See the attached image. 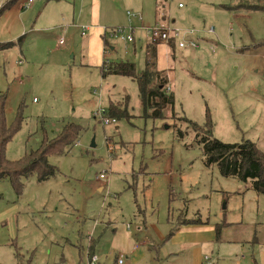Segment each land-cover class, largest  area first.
I'll use <instances>...</instances> for the list:
<instances>
[{
    "label": "rangeland",
    "instance_id": "rangeland-1",
    "mask_svg": "<svg viewBox=\"0 0 264 264\" xmlns=\"http://www.w3.org/2000/svg\"><path fill=\"white\" fill-rule=\"evenodd\" d=\"M90 1L77 0L74 8L73 0H16V9L0 15V44L8 47L0 51L7 126L21 116L6 159H22L65 126L80 129L69 152L47 158L55 168L50 179L32 174L21 195L0 181V264H88L91 244L98 264H116L120 256L124 264H190L189 257L167 260L155 234L168 237L185 217L222 224L220 241L202 249L210 264H234L235 255L260 264L264 197L249 181L206 167L197 141H251L264 151V12L247 9L264 0H100L102 26L128 28L131 21L134 28L133 44L108 39L114 50L105 49L107 63H132L139 73L150 58L142 23L127 13L181 33L173 49L155 42L175 102L165 119L153 121L142 117L137 82L103 78L67 52L85 39L72 24L85 25ZM182 41L197 49H178ZM109 107L125 109L129 118L111 116L116 123L105 126L99 112L107 115ZM240 247L244 252L234 251Z\"/></svg>",
    "mask_w": 264,
    "mask_h": 264
},
{
    "label": "trees",
    "instance_id": "trees-1",
    "mask_svg": "<svg viewBox=\"0 0 264 264\" xmlns=\"http://www.w3.org/2000/svg\"><path fill=\"white\" fill-rule=\"evenodd\" d=\"M15 3L16 0H9L0 6V15L10 10ZM247 9L253 12H264V4L247 6ZM103 43L105 48L111 47L106 38H104ZM167 45L173 49L175 43L171 39ZM159 46L160 44L155 42L146 45L150 58L145 59V68L139 73L136 72V67L132 63L123 61L109 62L105 66L103 65L101 70L103 78L112 75L122 76L137 82L138 97H140L143 112L142 117L152 121L165 119L166 111H173L175 102L172 93L166 90L169 80H167L164 72L158 69L157 59L161 50ZM6 48H8L6 45L0 44V51ZM5 99L4 95H0V181L8 180L14 192L21 195L23 180L28 179L32 174H35L39 182H45L54 176L55 168L47 161V158L51 155L61 157L69 152L79 136L80 129L73 125L65 126L60 136L54 140L43 141L38 150L31 151L20 160L8 161L5 156L6 145L18 132L21 116L18 115L12 126H7L4 116ZM106 113V118L109 119H114L111 116L118 120L123 117L129 118L126 110L119 107H109ZM197 142L201 145L202 157L206 167H217L218 172L224 178H234L244 184L249 181L251 189L257 195L264 197V151H261L256 144L247 141L242 144L230 145L206 136H202ZM221 227L222 224L215 225L217 240L220 238ZM173 232L174 230L167 239L172 238ZM92 250L93 244L89 248L91 259L95 256Z\"/></svg>",
    "mask_w": 264,
    "mask_h": 264
},
{
    "label": "crops",
    "instance_id": "crops-1",
    "mask_svg": "<svg viewBox=\"0 0 264 264\" xmlns=\"http://www.w3.org/2000/svg\"><path fill=\"white\" fill-rule=\"evenodd\" d=\"M76 2L77 0H73L72 5L74 8L76 7ZM2 5L3 3L1 4L0 2V6ZM79 5L80 7H82L81 2L79 3ZM88 5H89L90 12L88 10L89 13H88V17L86 19L87 22L85 23V25L81 27H78L75 24H72L73 26L68 25V26L75 27V29L77 27V29L80 30V36H82L81 28L89 27L88 32L84 36H82L85 39H83V43L81 44L79 49H77L75 47V43H73V45L71 46V49L68 48L67 52L69 53L72 52V59L78 58V61L84 64L82 65V67L88 68V69L95 67V68H98L99 70H102L103 68L102 66L104 62L106 61V50H105V46L103 43L104 38H106L107 41L108 39H111L109 35H107V32L113 29H117L118 27H111V29H109V27L107 26H102L100 0H91L90 2H88ZM13 8L16 9V7L14 6ZM77 18H79V15H77ZM140 19H141L140 21L138 20L137 21L142 23V25L138 27V30H140L141 32H144L145 29H148L156 25L159 21L156 19V21L149 24L148 22H144V19L142 18ZM167 21L168 20H165V23ZM19 22H20L19 23L20 26H18L19 28L17 27L18 33H23V31H26L25 30L26 27H24L23 22L21 21ZM130 22H129V25L132 26V22L131 23ZM72 27H68V28L72 29ZM120 28L126 29L125 27H120ZM30 31L35 34H40L39 32H36V30H33V29H31ZM133 32H134V28H132V33ZM60 41L61 40L58 41L59 45L65 44L64 42L60 44ZM19 42H21V39L19 40ZM109 48H110V51L114 50L113 47H109ZM142 221H143V228L146 229V222L144 220ZM129 229H130V225H127V230ZM173 230L174 232H173L171 239H167V237L163 236V233L158 232L157 229L155 231V234L159 237L160 242L161 241L164 242L161 246V249L164 252V257L167 260L171 261L172 258L184 259V258L189 257L190 264H210L209 257H207L206 254L203 255L202 249L204 246L210 243H218L220 241V239L219 240L216 239L217 237L215 235V225L214 226L210 225L209 221H207V223L203 221L198 222V221L186 219L185 217V219H183L182 222L180 221L177 227H174ZM146 244L147 242L145 240L142 241L141 244H136L135 246H133V249L131 250V252L132 253L136 252L139 248H141V246H144ZM153 247H151L152 250H154ZM158 249H159L158 251H161L160 246H158ZM244 250L245 249L243 247H240V249L238 248L234 249V251L237 253L244 252ZM234 251H230L229 253L231 254ZM253 252L255 251L253 250L252 254H254ZM260 256H261L260 264H264V252L263 251L260 252ZM234 258H235L234 264L235 263L243 264L246 261V259L243 256L241 257V259L243 260V263H241V260L237 257V255H235ZM228 259L229 258H225V261H227Z\"/></svg>",
    "mask_w": 264,
    "mask_h": 264
},
{
    "label": "built area",
    "instance_id": "built-area-1",
    "mask_svg": "<svg viewBox=\"0 0 264 264\" xmlns=\"http://www.w3.org/2000/svg\"><path fill=\"white\" fill-rule=\"evenodd\" d=\"M33 3V0H28V5H31ZM181 7V6H180ZM127 17L131 19H136L140 21V17L137 16H132L130 13H127ZM131 23V22H130ZM89 30V27H82L81 28V35L84 36ZM127 32V36L124 35V33ZM147 34V37L149 38L150 42H162V43H167L169 40H173L174 43L176 41H179L181 39V33H179L178 30L176 29H171L169 26H165L163 24H156L148 29H145L144 31ZM132 34V28L129 25L128 28L123 29V28H117L113 29L107 32V35H109L110 38L114 39H120L122 41H125L128 44H133L135 42V39ZM63 41H60V44H62ZM177 48L178 49H197V45L194 43H186V42H178L177 43ZM106 49V48H105ZM107 51V50H106ZM107 63V61H106ZM102 114L99 115L101 118L104 120V125H109V124H114L116 121L114 119H104L105 118V112L102 111ZM100 179H104L103 176H100ZM99 260L96 256H94L91 261L88 264H98ZM124 263V257L120 256L117 257L116 264H123Z\"/></svg>",
    "mask_w": 264,
    "mask_h": 264
},
{
    "label": "water",
    "instance_id": "water-1",
    "mask_svg": "<svg viewBox=\"0 0 264 264\" xmlns=\"http://www.w3.org/2000/svg\"><path fill=\"white\" fill-rule=\"evenodd\" d=\"M92 145V147L94 146L93 144H91Z\"/></svg>",
    "mask_w": 264,
    "mask_h": 264
}]
</instances>
